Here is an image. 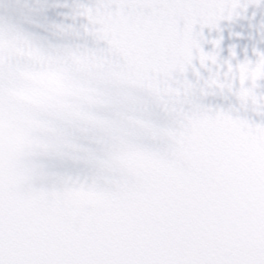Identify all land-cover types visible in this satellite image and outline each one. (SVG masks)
<instances>
[{
	"label": "water",
	"instance_id": "water-1",
	"mask_svg": "<svg viewBox=\"0 0 264 264\" xmlns=\"http://www.w3.org/2000/svg\"><path fill=\"white\" fill-rule=\"evenodd\" d=\"M223 10L0 0V264H264V124L184 78ZM261 23L222 22L224 54Z\"/></svg>",
	"mask_w": 264,
	"mask_h": 264
},
{
	"label": "snow or ice",
	"instance_id": "snow-or-ice-1",
	"mask_svg": "<svg viewBox=\"0 0 264 264\" xmlns=\"http://www.w3.org/2000/svg\"><path fill=\"white\" fill-rule=\"evenodd\" d=\"M223 5L210 22L197 23L193 27L195 46L184 78L196 87L193 99L199 98V85L205 81H216L213 102L224 108H231L232 114L253 124H264V46L256 43L244 48L241 53L235 43L228 45L226 54L222 22L229 24L247 18L249 6L260 7L264 0H214ZM66 4H54L58 12ZM47 11V8L45 9ZM255 13H253V16ZM261 40L264 41V23L260 25ZM233 38L240 32H230ZM243 72V77H242ZM243 79V83L241 80ZM224 85V87H219ZM230 85V89L229 86ZM243 93V94H241ZM204 102H208L205 96Z\"/></svg>",
	"mask_w": 264,
	"mask_h": 264
}]
</instances>
